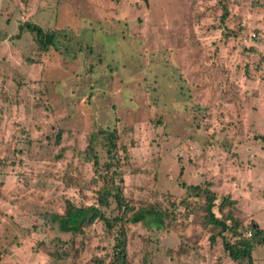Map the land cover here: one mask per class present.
Masks as SVG:
<instances>
[{"label":"rangeland","instance_id":"obj_1","mask_svg":"<svg viewBox=\"0 0 264 264\" xmlns=\"http://www.w3.org/2000/svg\"><path fill=\"white\" fill-rule=\"evenodd\" d=\"M23 22L53 45L39 53ZM103 129L116 133L107 173ZM203 182L218 218L264 229V0H0V264H113L115 227L50 218L102 188L134 210L174 202L165 222L122 223L126 264H232L200 200L178 202L180 184ZM252 256L264 264V246Z\"/></svg>","mask_w":264,"mask_h":264},{"label":"trees","instance_id":"obj_2","mask_svg":"<svg viewBox=\"0 0 264 264\" xmlns=\"http://www.w3.org/2000/svg\"><path fill=\"white\" fill-rule=\"evenodd\" d=\"M23 27L26 30L30 31L34 36V42L36 48L39 49V53H44L48 50L49 46L53 45L54 32H44L39 26L30 22H23L18 26V29L21 30ZM101 135L106 141V153L108 162L103 163V168L105 173L110 170L111 167L117 165V160L114 158V155L117 152L115 146L116 133L114 130L103 129ZM102 138V139H103ZM93 163L96 162L95 155H92ZM180 175V174H179ZM103 187L106 184L111 185L114 181L112 180L111 175H109V180L100 176ZM181 187L185 190V196H183L178 202L183 204V206H189V199L192 201L200 200L198 207L200 209L201 221L208 226L210 229V234L208 236L209 244L215 242V235L221 238L222 250L225 253L226 257L232 262V264H252L253 256L252 250L254 245L264 246V229L258 227L255 223H251L247 226L248 236H242L237 232V222L235 218H232L230 212L225 213V219L218 218L213 212V206L215 201V194L212 190L209 189L208 183H195V184H180ZM111 197L115 206L120 210L118 215H115L113 218H107L102 210L98 206H106L108 204L107 199ZM170 203V204H169ZM173 201L168 202L166 205H157L152 202L139 204V206L134 210L129 206L126 200L122 197L120 189L116 188L114 192H106L104 188L99 192L97 196V205H89L85 207L75 206L71 202L66 201L63 212L57 214H50V218L53 223L56 224L58 231H76L79 230L82 226L90 225L94 220H102L103 226L107 232H111L112 229L116 228L115 243L112 247V257L111 259L113 264H126L127 260V236L126 231L122 227L123 222H141L146 217L155 215L156 219H161L164 222L167 221L171 216H169V206H173ZM232 200H229L226 197L220 198L216 204L217 212L225 207H229L232 204ZM163 207V208H162ZM129 209H132V213L127 218L125 217V212ZM116 223H118L117 226ZM217 228L216 232L212 231ZM233 238H227L225 234H228ZM117 237V238H116ZM55 257H59V253H54ZM60 258V257H59Z\"/></svg>","mask_w":264,"mask_h":264}]
</instances>
